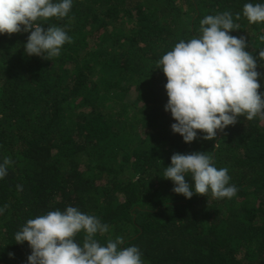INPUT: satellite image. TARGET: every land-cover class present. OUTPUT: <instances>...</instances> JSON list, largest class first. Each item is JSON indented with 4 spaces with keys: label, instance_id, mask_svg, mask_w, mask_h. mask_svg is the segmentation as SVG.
<instances>
[{
    "label": "trees",
    "instance_id": "1",
    "mask_svg": "<svg viewBox=\"0 0 264 264\" xmlns=\"http://www.w3.org/2000/svg\"><path fill=\"white\" fill-rule=\"evenodd\" d=\"M246 3L264 0H72L67 17L47 22L73 41L50 60L24 53L30 33L0 35V163L12 161L0 179V264H27L31 249L15 232L68 206L109 226L101 245L122 237L143 264H264V121L240 117L215 140L198 132L184 143L157 67L201 35L205 16L230 12L239 24L230 35L256 56L264 94V23L247 21ZM193 152L228 169L233 198L173 192L164 168Z\"/></svg>",
    "mask_w": 264,
    "mask_h": 264
},
{
    "label": "clouds",
    "instance_id": "2",
    "mask_svg": "<svg viewBox=\"0 0 264 264\" xmlns=\"http://www.w3.org/2000/svg\"><path fill=\"white\" fill-rule=\"evenodd\" d=\"M71 9L72 0H0V35L30 33L23 45L27 56L59 57L63 45L72 43V38L64 28L47 22L63 20ZM243 16L249 23H264V4L246 3ZM240 18L237 13L235 19ZM234 29H239V24L230 12L207 15L200 21L201 35L181 40L157 61L167 79L164 110L175 121L172 132L186 144L194 142L198 132L205 134L204 140H215L218 131L223 133L240 117L264 121L258 61L246 51L245 37L230 35ZM258 56L264 60V50ZM11 163L7 157L0 163V179L7 176ZM164 169L163 179L172 181L173 192L186 199L209 192L214 199H231L237 193L228 169L215 167L213 157L206 153H174L170 166ZM189 175L191 184L186 179ZM17 190L23 191V186L17 185ZM6 208H0V213ZM108 231L109 226L96 216L68 206L64 211L28 219L14 239L17 244L29 245L27 264H143L138 247H120L122 237L109 239L106 245L95 239ZM81 232L82 244L75 239Z\"/></svg>",
    "mask_w": 264,
    "mask_h": 264
}]
</instances>
